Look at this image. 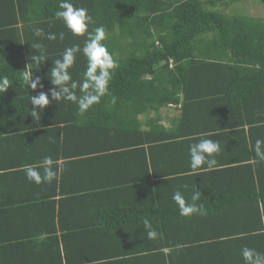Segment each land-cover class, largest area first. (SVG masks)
<instances>
[{
  "label": "trees",
  "instance_id": "16d2710c",
  "mask_svg": "<svg viewBox=\"0 0 264 264\" xmlns=\"http://www.w3.org/2000/svg\"><path fill=\"white\" fill-rule=\"evenodd\" d=\"M244 1L72 0L93 17L89 31L103 25L119 67L83 117L49 96L37 121L30 95L53 87L51 61L85 37L55 18L59 0H0V76L13 81L0 94V264H235L245 246L264 253V162L253 152L264 139V19L235 12ZM35 43L49 59L31 65L43 84L33 90L21 73ZM85 67L78 54L73 79ZM199 138L221 150L215 169L193 174ZM44 156L57 177L37 185L22 169ZM196 188L206 215L179 216L173 192L189 200Z\"/></svg>",
  "mask_w": 264,
  "mask_h": 264
},
{
  "label": "clouds",
  "instance_id": "9594fccd",
  "mask_svg": "<svg viewBox=\"0 0 264 264\" xmlns=\"http://www.w3.org/2000/svg\"><path fill=\"white\" fill-rule=\"evenodd\" d=\"M54 16L59 20L64 28L74 37H85L83 46L73 44L66 47L61 56L52 62L50 77H48L53 87L48 92H39L38 95H30V115L37 121L40 115L37 108L43 110L49 103V96L56 103L61 101L71 102L76 105L77 114L81 117L88 112L94 105L99 104L103 97L110 95L109 84L113 78L115 70L119 67L118 61L108 50L103 41L106 39V32L103 25L95 27L89 31V26L93 22V17L85 7H76L72 0H59L57 10ZM34 35L44 37L42 28H35ZM49 40L56 39L54 33H48ZM64 38V32L60 33V39ZM36 50L32 55V62L27 65V70L21 73V79L24 85L29 89L35 90L40 83L41 77L33 78V69L31 65L35 63L37 69L48 60L45 46L41 43L31 45ZM82 54L86 61V67L80 73V79H73L70 69L76 63L77 55ZM13 81L6 75L0 76V94H3ZM79 91V94H78ZM112 103H115V97H112ZM221 146L219 141L209 138H199L197 142L188 146L189 168L193 174L205 167L207 170H213L217 166L215 156L219 154ZM255 157L264 162V139H257L253 147ZM28 181L40 185L42 183H52L57 177L56 170L53 169V160L51 156H44L36 166L24 165L22 169ZM202 193L197 188L191 194L189 200L180 190L172 194V200L177 205L178 215L181 217H190L192 215H206V209L203 203H200ZM144 228L147 231V238L154 240L158 233L152 228L151 223L145 219ZM241 256L244 264H264V253L258 252L253 248L243 247Z\"/></svg>",
  "mask_w": 264,
  "mask_h": 264
},
{
  "label": "rangeland",
  "instance_id": "374dc122",
  "mask_svg": "<svg viewBox=\"0 0 264 264\" xmlns=\"http://www.w3.org/2000/svg\"><path fill=\"white\" fill-rule=\"evenodd\" d=\"M244 2L246 5L244 3H243L244 5L237 4L238 9L236 7L235 12L236 11L243 12L245 8H247L248 12L247 11L246 12L248 13V15L253 16L255 18H259V19L260 18L264 19V0H245ZM227 11H230V10H227Z\"/></svg>",
  "mask_w": 264,
  "mask_h": 264
},
{
  "label": "crops",
  "instance_id": "0c3cea01",
  "mask_svg": "<svg viewBox=\"0 0 264 264\" xmlns=\"http://www.w3.org/2000/svg\"><path fill=\"white\" fill-rule=\"evenodd\" d=\"M172 112H173V109L171 108V106H169L168 108H164V109H162L161 110V115L164 117V118H162V120L163 121H161L162 123L164 122H167L168 123V121H169V117L172 115ZM167 114V116H165ZM166 123V124H167ZM60 161V160H59ZM93 237V239H94V241H96V239H95V235L94 236H92ZM92 246H90L89 248H91ZM97 257V256H96ZM104 258H106V257H104ZM108 259H111V258H108ZM96 261V260H95ZM83 262H85V261H83ZM85 263H90V262H85ZM85 263H83V264H85ZM234 263V262H233ZM80 264V263H79ZM235 264H244V261H243V259H238V260H236L235 261Z\"/></svg>",
  "mask_w": 264,
  "mask_h": 264
}]
</instances>
